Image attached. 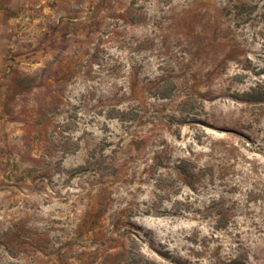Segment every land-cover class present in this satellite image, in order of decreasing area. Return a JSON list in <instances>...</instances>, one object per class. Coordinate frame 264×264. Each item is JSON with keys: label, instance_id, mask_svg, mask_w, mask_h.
Masks as SVG:
<instances>
[{"label": "rangeland", "instance_id": "obj_1", "mask_svg": "<svg viewBox=\"0 0 264 264\" xmlns=\"http://www.w3.org/2000/svg\"><path fill=\"white\" fill-rule=\"evenodd\" d=\"M0 264H264V0H0Z\"/></svg>", "mask_w": 264, "mask_h": 264}]
</instances>
